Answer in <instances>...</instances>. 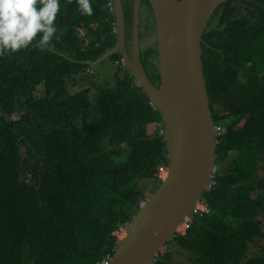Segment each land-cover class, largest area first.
Masks as SVG:
<instances>
[{"label": "trees", "instance_id": "obj_1", "mask_svg": "<svg viewBox=\"0 0 264 264\" xmlns=\"http://www.w3.org/2000/svg\"><path fill=\"white\" fill-rule=\"evenodd\" d=\"M108 2L91 0L85 16L75 0H60L54 47L0 56V264L104 262L119 225L154 194L159 167L169 163L162 117L120 52L108 58L117 63L116 86L92 92L87 69L118 42ZM148 8L143 0L142 12ZM202 49L214 120L227 133L218 137L217 184L206 194L211 211L173 240L194 264H264V246L248 255L264 242V0L222 4ZM140 60L158 86L157 48L142 47ZM171 261L160 254L156 264Z\"/></svg>", "mask_w": 264, "mask_h": 264}, {"label": "water", "instance_id": "obj_2", "mask_svg": "<svg viewBox=\"0 0 264 264\" xmlns=\"http://www.w3.org/2000/svg\"><path fill=\"white\" fill-rule=\"evenodd\" d=\"M134 2L132 51L123 0H114L117 45L91 65L123 55L137 84L164 123L169 176L134 216L114 255L100 264H155L184 218L209 188L217 167V125L204 78L202 36L230 0H147L154 15L160 84L153 85L141 54V4Z\"/></svg>", "mask_w": 264, "mask_h": 264}, {"label": "clouds", "instance_id": "obj_3", "mask_svg": "<svg viewBox=\"0 0 264 264\" xmlns=\"http://www.w3.org/2000/svg\"><path fill=\"white\" fill-rule=\"evenodd\" d=\"M66 3L71 4L73 0H66ZM75 4L81 15H93L91 0H75ZM60 10V0H0V56L10 55L33 44L41 51L54 47L53 39L59 38L55 21ZM79 30L84 35V30ZM122 61L127 67L123 57ZM88 69L86 76L95 74L92 65Z\"/></svg>", "mask_w": 264, "mask_h": 264}, {"label": "rangeland", "instance_id": "obj_4", "mask_svg": "<svg viewBox=\"0 0 264 264\" xmlns=\"http://www.w3.org/2000/svg\"><path fill=\"white\" fill-rule=\"evenodd\" d=\"M124 3H125V8L128 11V7H129L128 0H124ZM132 28H133V25L131 27V23L129 21L128 23L129 45H131L130 32L132 33V30H133ZM78 31L80 34H83L82 30H78ZM149 32H150V29L144 30V26L143 25L140 26V39H141V44L143 48L147 47L148 44L150 43H152L156 47V38L154 35L150 37ZM142 47H141V50H142ZM94 68H95V74L93 75H95L96 83L94 82V84H92L91 86L93 93L95 92V89L93 90V86H95V88H97V86H99L100 88H104V87L113 88L116 86L117 79H118L117 63L107 58L101 61L100 63L96 64ZM90 78L89 77L87 78L88 82L91 81ZM76 79L78 80L80 78L77 77ZM73 92H75V89L73 90ZM154 128L155 126H151L149 129V133H152ZM35 168H37L39 173L43 172L46 169V166H44V159L43 161H40L38 165H35ZM263 176H264V172H263ZM259 219H261L263 222V230H264V215H260ZM263 246H264L263 241L256 240L255 244H251L249 246V250H248L249 257L261 255L263 253ZM166 253L172 254V261H171L172 264H194V257L186 253L185 251H183L182 248L177 244V242H175V240H172L171 244L168 245V247H166L165 250H162L160 254L162 255Z\"/></svg>", "mask_w": 264, "mask_h": 264}, {"label": "built area", "instance_id": "obj_5", "mask_svg": "<svg viewBox=\"0 0 264 264\" xmlns=\"http://www.w3.org/2000/svg\"><path fill=\"white\" fill-rule=\"evenodd\" d=\"M108 7H110L111 11L114 12L115 7H114L113 0H111L110 3H108ZM117 31H118L117 27L115 26L114 32L117 33ZM88 73H91V69H88ZM226 133H227L226 128L217 127L218 137L226 135ZM161 134L164 135V130L161 131ZM217 173H218V167H216V169L214 171V174L211 178L209 188L207 189L206 193L211 192L213 190L214 186L217 184V182H216ZM168 176H169L168 165L167 166H160L159 171H158V175L156 177V182H158L159 186L167 180ZM206 193L204 194L202 201L200 203H197L194 206V208L190 211V213L187 214V216L184 218L182 223L179 225L175 236L185 235L186 232L189 230V228L192 226V224L196 218H201L211 211V207H210V204L207 200ZM148 199L149 198H146L144 201H142L140 203L139 209L145 205V203L147 202ZM130 224H131V221H128V222H125V223H122L119 225V228H118L119 230L117 232L118 241H119V239H122L123 237L126 236V234H127L126 231H127L128 227L130 226ZM110 259H111V256H107L103 263H106ZM156 262H157V260H156ZM156 262H155V264H156Z\"/></svg>", "mask_w": 264, "mask_h": 264}, {"label": "flooded vegetation", "instance_id": "obj_6", "mask_svg": "<svg viewBox=\"0 0 264 264\" xmlns=\"http://www.w3.org/2000/svg\"><path fill=\"white\" fill-rule=\"evenodd\" d=\"M145 1V0H144ZM145 13V15H144ZM141 20L143 21L141 25L144 26V30H149L150 29V32H149V36L151 37L152 35L155 36V26L153 25V22L155 24V21H154V15H153V12L150 8H148V10H144V12H142V9H141ZM154 26V27H153ZM127 33H129V29L127 28ZM127 45H128V48H129V51L131 52L132 51V40H131V45H129V37L127 35Z\"/></svg>", "mask_w": 264, "mask_h": 264}]
</instances>
